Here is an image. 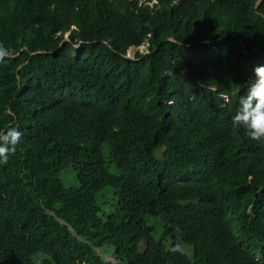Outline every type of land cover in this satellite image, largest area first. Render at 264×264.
<instances>
[{
	"label": "trees",
	"instance_id": "trees-1",
	"mask_svg": "<svg viewBox=\"0 0 264 264\" xmlns=\"http://www.w3.org/2000/svg\"><path fill=\"white\" fill-rule=\"evenodd\" d=\"M0 45V264H264V0H0Z\"/></svg>",
	"mask_w": 264,
	"mask_h": 264
},
{
	"label": "clouds",
	"instance_id": "clouds-1",
	"mask_svg": "<svg viewBox=\"0 0 264 264\" xmlns=\"http://www.w3.org/2000/svg\"><path fill=\"white\" fill-rule=\"evenodd\" d=\"M11 53L0 45V62ZM255 79L240 98V107L232 118L236 128L243 127L245 135L253 141L264 139V65L254 68ZM22 133L16 128H10L6 134L0 133V163L7 164L9 154H14ZM179 250V246H178Z\"/></svg>",
	"mask_w": 264,
	"mask_h": 264
},
{
	"label": "rangeland",
	"instance_id": "rangeland-1",
	"mask_svg": "<svg viewBox=\"0 0 264 264\" xmlns=\"http://www.w3.org/2000/svg\"><path fill=\"white\" fill-rule=\"evenodd\" d=\"M142 51H145V47H141ZM141 51V50H140ZM128 55L131 57L133 56V53L130 51ZM112 170V167H111ZM65 185L66 186H72L76 185L74 180L71 177V174H68L65 178ZM115 198L112 199V194L110 193V190H104L102 194L98 196V204L102 207L103 213H108L111 211L113 205H114ZM147 223L149 225H152L155 229L156 237L160 238L162 236V229H164V222L162 219H151L148 218ZM183 252L189 256H192V251L188 247H183ZM96 253L102 257L105 261L113 264H118L116 259L113 257L112 252L102 249H96Z\"/></svg>",
	"mask_w": 264,
	"mask_h": 264
}]
</instances>
